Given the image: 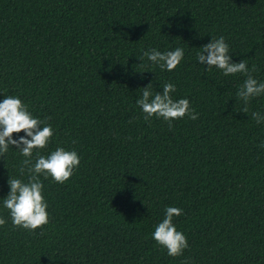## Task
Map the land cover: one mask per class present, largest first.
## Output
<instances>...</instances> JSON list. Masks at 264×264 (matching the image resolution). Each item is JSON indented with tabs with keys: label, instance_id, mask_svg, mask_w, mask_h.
Returning a JSON list of instances; mask_svg holds the SVG:
<instances>
[{
	"label": "trees",
	"instance_id": "1",
	"mask_svg": "<svg viewBox=\"0 0 264 264\" xmlns=\"http://www.w3.org/2000/svg\"><path fill=\"white\" fill-rule=\"evenodd\" d=\"M264 82V0H0V102L16 95L51 124L44 149L77 151L61 184L40 176L49 223L12 224L9 176L25 159L0 157V264H264V95L249 113L236 93L246 76L197 62L211 37ZM181 47L172 71L144 56ZM188 99L199 114L144 119L143 87ZM13 133V139L24 136ZM167 207L189 244L171 257L152 233Z\"/></svg>",
	"mask_w": 264,
	"mask_h": 264
},
{
	"label": "clouds",
	"instance_id": "2",
	"mask_svg": "<svg viewBox=\"0 0 264 264\" xmlns=\"http://www.w3.org/2000/svg\"><path fill=\"white\" fill-rule=\"evenodd\" d=\"M230 47L225 37H211V41L201 47L197 53V62L206 65L207 70L216 67L222 70L224 76L243 74L246 76L243 85L236 96L243 101L244 107L239 111L249 113L251 99L264 95V82L258 81L251 74L255 71L253 66H248L246 59L233 62L230 55ZM154 65L161 70L172 71L184 59L185 51L181 47L165 52L151 49L144 52ZM162 92H152V84L143 87L142 95L136 100V104L142 109L144 119L152 117L162 118L168 122L169 128L172 121L187 116L191 120L198 119L199 114L191 107L188 99L174 100L172 93L176 91L173 83H165ZM251 119L259 125L264 122V114L253 111ZM24 132V136L13 139V133ZM54 135L51 124L36 118L29 111L27 104L16 95H7L0 102V157H4L9 148L15 147L23 157L19 169L21 175L25 169L29 173L28 180L12 178L9 176L8 185L10 192L3 198V206L9 210L12 224L25 230H36L49 223L48 204L43 196L44 184L40 176H49L58 183H65L74 174L80 164V157L75 150L68 151L63 147H57L49 155H38L33 164V151L44 149ZM261 147H264L262 142ZM165 217L160 222L152 238L162 247L167 249L171 257L183 255L189 247L187 237L177 230L173 223L174 217L183 214L178 207H167ZM6 224V219L0 217V226Z\"/></svg>",
	"mask_w": 264,
	"mask_h": 264
}]
</instances>
